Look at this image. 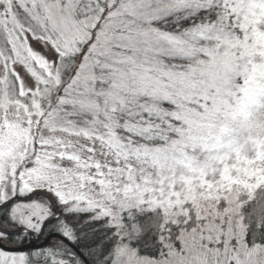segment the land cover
Segmentation results:
<instances>
[{
  "label": "snow or ice",
  "instance_id": "6c2138e0",
  "mask_svg": "<svg viewBox=\"0 0 264 264\" xmlns=\"http://www.w3.org/2000/svg\"><path fill=\"white\" fill-rule=\"evenodd\" d=\"M0 264H264V0H0Z\"/></svg>",
  "mask_w": 264,
  "mask_h": 264
},
{
  "label": "flooded vegetation",
  "instance_id": "af4514ba",
  "mask_svg": "<svg viewBox=\"0 0 264 264\" xmlns=\"http://www.w3.org/2000/svg\"><path fill=\"white\" fill-rule=\"evenodd\" d=\"M37 243H39V241H37Z\"/></svg>",
  "mask_w": 264,
  "mask_h": 264
}]
</instances>
